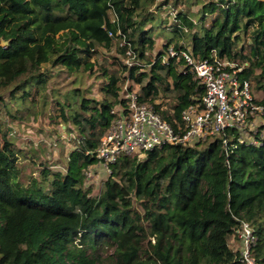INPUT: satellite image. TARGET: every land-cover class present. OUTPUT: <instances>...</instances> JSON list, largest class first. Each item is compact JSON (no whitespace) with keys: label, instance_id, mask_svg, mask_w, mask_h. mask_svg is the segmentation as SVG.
I'll use <instances>...</instances> for the list:
<instances>
[{"label":"trees","instance_id":"1","mask_svg":"<svg viewBox=\"0 0 264 264\" xmlns=\"http://www.w3.org/2000/svg\"><path fill=\"white\" fill-rule=\"evenodd\" d=\"M153 4L0 0V101L8 94L25 103L36 87L45 106L47 83L56 71L97 72L103 80L101 99L77 89L78 108L68 100L59 105V116L78 133L65 173L41 163L38 177L20 181L18 151L0 111V264H99L89 254L98 245L114 248L115 264H244L230 246L242 222L256 237L253 259L264 264V147L238 145L225 153L219 139L194 147L169 145L142 159L120 157L98 196L87 186L88 167L97 164L91 153L113 121L111 111L127 78L140 87V101L174 127L204 94L196 77L181 71L182 59L163 62L171 48L190 49L200 59L215 52L247 63L243 77L264 104V0L212 3L195 22L179 14L170 26L173 36L156 54L153 22H166L159 14L169 1L155 13L149 11ZM210 13L215 20L207 27ZM118 32L140 66L124 65L126 48L119 46ZM116 46L114 61L101 65L99 51Z\"/></svg>","mask_w":264,"mask_h":264},{"label":"built area","instance_id":"2","mask_svg":"<svg viewBox=\"0 0 264 264\" xmlns=\"http://www.w3.org/2000/svg\"><path fill=\"white\" fill-rule=\"evenodd\" d=\"M109 35L113 37L112 33ZM118 36H121L120 47L126 48L124 65L128 69L140 66L126 37L120 32ZM169 57L184 61L181 71L192 73L204 94L194 98L196 100L184 109L180 123L174 127L153 105L140 101V87L127 78L120 103L111 111L113 121L98 148L91 153L97 164L88 167L87 183L97 168H102L109 177L111 166L122 156L141 159L147 152L169 145L194 147L219 139L225 153L238 145L264 147V104L258 103L251 81L243 77L247 63L220 58L215 52L211 58L200 59L190 49L176 52L171 48L163 62ZM235 235L240 243L241 262L257 264L251 254L256 242L251 226L242 222Z\"/></svg>","mask_w":264,"mask_h":264},{"label":"rangeland","instance_id":"3","mask_svg":"<svg viewBox=\"0 0 264 264\" xmlns=\"http://www.w3.org/2000/svg\"><path fill=\"white\" fill-rule=\"evenodd\" d=\"M166 0H154V4L149 10L152 13L157 12L158 6ZM169 5L159 14L161 20L153 22L151 36L156 39V52L160 51L166 39L173 36L174 32L170 26L177 22L176 16H188L192 21H197L198 13L214 3L219 4L227 0H168ZM112 19L114 17L112 16ZM215 20V14L210 13L205 23L211 27ZM190 39V36H188ZM118 46V43H117ZM117 46L112 51L100 50L97 60L101 65L108 66L112 63L113 57L117 56ZM120 46V43H119ZM154 54V55H155ZM122 59V57H121ZM99 70V66H97ZM60 70H62L60 68ZM99 74V73H98ZM97 72L69 74L64 70L53 73L47 83L46 105L43 104V92H38L35 87L32 89L33 97L22 103L19 99H11L8 94L4 95L3 101H0V111L3 121L6 123L8 139L14 144L18 151L17 166L20 169L19 180L26 183L32 177H38L40 174V164L46 165L53 171L66 172L67 160L71 150L74 148L77 139V131L70 132L73 126L66 123L60 114V104L67 100L72 103L74 108L78 106L74 103L77 97V89L81 90L89 98L101 99L102 97L99 84L102 78H98ZM20 96V94H18ZM260 99L261 94L256 93ZM59 103V104H58ZM68 127V128H67ZM144 158V157H143ZM142 159V158H141ZM94 176L87 186L93 188V195L98 196L103 184L108 178L102 168L93 171ZM48 190V184L45 186ZM137 207L139 205L137 204ZM78 242V241H77ZM230 246L234 251L240 249V243L236 235L230 238ZM94 253L98 258L99 264H115L113 257L114 248L110 246L98 245L96 250L89 248V254Z\"/></svg>","mask_w":264,"mask_h":264}]
</instances>
